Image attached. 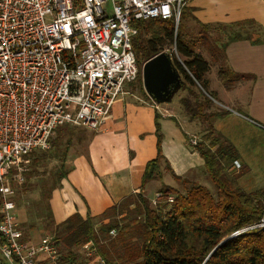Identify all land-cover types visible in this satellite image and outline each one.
Returning <instances> with one entry per match:
<instances>
[{"label": "built area", "instance_id": "built-area-1", "mask_svg": "<svg viewBox=\"0 0 264 264\" xmlns=\"http://www.w3.org/2000/svg\"><path fill=\"white\" fill-rule=\"evenodd\" d=\"M190 1L0 0V264H108L92 241L68 254L52 234L32 240L16 213L18 191L59 128L99 131L138 79L135 24L177 26Z\"/></svg>", "mask_w": 264, "mask_h": 264}, {"label": "trees", "instance_id": "trees-1", "mask_svg": "<svg viewBox=\"0 0 264 264\" xmlns=\"http://www.w3.org/2000/svg\"><path fill=\"white\" fill-rule=\"evenodd\" d=\"M189 12V7H183L178 27L174 19L136 23L139 33L133 39V49L138 63H142L140 65L173 45L184 59H174L173 63L183 76L182 86H189L194 102L183 98L180 103L190 120H198L201 124L203 135L192 149L203 158L213 189L174 174L163 155L160 116L156 115L157 156L146 165L141 189L163 178V165L164 171L173 176L177 187L164 185L157 192L162 194V198L158 199L155 207L148 197L139 193L126 197L99 217H83L75 213L60 224L54 220L49 204L50 192L46 212L40 218L44 224L47 221L45 233L52 234L53 229L52 235L64 252L70 254L92 241L108 264H264V227L241 232L264 220V190L247 193L241 188L239 179L247 172V167L242 166L235 173L233 166L239 160L238 151L213 125V120L224 116L227 111L214 110L216 97L209 92L208 79L211 66L188 40L185 23ZM202 28L206 31L211 27L203 25ZM250 37L257 39L254 43L259 42V37L253 34ZM202 38L204 44L210 46L208 52L212 56L217 51L224 59L225 44L221 49L216 48L204 33ZM241 38L237 34L230 41ZM219 77L225 86L231 87L248 75L237 74L222 64ZM35 156L31 161L34 166L40 163ZM36 173L31 168L27 174V182L22 186L25 192L31 190L28 183ZM65 174L59 175L56 187ZM171 196L173 202L168 201ZM98 224L100 227L97 229ZM112 230L117 235L116 241L103 245L102 238L110 236Z\"/></svg>", "mask_w": 264, "mask_h": 264}, {"label": "crops", "instance_id": "crops-1", "mask_svg": "<svg viewBox=\"0 0 264 264\" xmlns=\"http://www.w3.org/2000/svg\"><path fill=\"white\" fill-rule=\"evenodd\" d=\"M187 7L185 24L214 27L215 47L226 45L224 59L217 51L215 59L210 53L211 58L199 53L211 66L208 79L209 92L216 97L214 110L227 111L213 125L247 167L239 179L241 188L247 193L264 190V0H192ZM237 34L242 38L230 41ZM251 34L259 37L258 43ZM222 64L248 77L227 87L219 77ZM172 102L166 103L167 108L123 95L100 130L91 131L83 151L70 145L64 161L68 170L49 200L56 224L75 213L99 217L130 195L143 193L149 198L152 188L157 193L164 185L177 187L163 165V178L141 189L146 165L157 156L156 115L160 116L163 155L174 174L198 184L201 179L209 181L203 158L187 143L189 137H199L198 133L202 137L201 124L191 121L182 107H171Z\"/></svg>", "mask_w": 264, "mask_h": 264}, {"label": "rangeland", "instance_id": "rangeland-1", "mask_svg": "<svg viewBox=\"0 0 264 264\" xmlns=\"http://www.w3.org/2000/svg\"><path fill=\"white\" fill-rule=\"evenodd\" d=\"M193 26H190L189 28L187 25L186 32L188 35V40H191L192 43H194L196 47V52L201 53L205 56H208L209 58V52H208V45L204 44V40L202 38L203 33L207 36L208 42L211 44L214 42V33L217 31L214 27L210 28L209 32L212 33V35H208L207 31L203 30L202 27H200L196 23H191ZM207 33V34H206ZM220 34V33H219ZM228 34V33H227ZM222 41H225L226 37L225 35H222ZM173 46L166 47L163 52L169 54L172 58V61L174 62V59L180 58V61H183L184 59L181 58L177 52L176 49ZM162 52V53H163ZM214 63V62H213ZM212 63V68L217 69V66ZM139 64V69L141 76L138 77V79L127 85L124 90V96L127 98L133 99L134 102L142 103L143 101H150L153 103V101L149 98H146L143 93L146 94L143 84V78H142V69L143 65ZM181 78L183 80V76L181 75ZM147 95V94H146ZM123 96V95H122ZM183 98H189L194 102V99L190 95V89L188 85L181 86L180 89L176 92V94L173 97V102L171 103V107L175 106L176 109L181 107L180 100ZM156 105V104H155ZM169 104H162L160 106L163 107H169L167 106ZM223 110V109H222ZM198 136H191L188 139H195L198 142L201 140L200 133H198ZM91 131L82 127V126H65L59 128L51 143V148L48 151L45 152H38L36 153V158L39 159L40 163H37L36 166L31 165L32 169H35L37 171L36 175L29 181L28 185L31 186V190H28L27 192L24 191V189H20L17 203H18V209L16 210V213L18 215L19 221L21 222L22 226L26 230V233L29 235V237L32 240H40L42 239L45 234L44 229L46 228V223L44 224L43 218L41 219L40 216H43L46 212V205L48 204V197L50 192L53 190L54 187L58 184V178L59 175L62 172H65L68 170V168L65 166L66 164L63 162L65 161L64 155L66 154V151H68L70 145L75 147V150L83 151L85 149V145L87 141H90ZM187 139V143L190 147H193L194 145ZM198 144V143H197ZM241 164V162H240ZM242 168V166H241ZM240 168V169H241ZM240 169L236 168L235 165L233 166V170H236L235 173L237 174ZM232 172V169H230V173ZM168 173V172H167ZM168 178H170L168 176ZM198 180V179H197ZM204 180V179H203ZM197 181L200 184H203V186H207L210 189L212 188V185L209 181L204 180L203 181ZM171 181V180H169ZM181 189V185H178ZM156 190L154 188L149 191L148 196L150 198V203L153 207H155L158 204L159 200H154L157 193H155ZM161 201V200H160ZM133 209V207H131ZM96 222H99L96 221ZM258 226L262 227L261 224H258L256 228H259ZM97 229L100 227L99 224L96 226ZM252 227V226H251ZM248 227V228H251ZM256 228H251L245 231L243 229L242 231H250L254 230ZM52 234L53 229L51 230ZM239 234L241 232H238ZM110 235V234H109ZM117 235L115 236H107L102 238V244L108 245L111 241H116ZM136 241V240H135ZM137 242V241H136Z\"/></svg>", "mask_w": 264, "mask_h": 264}, {"label": "water", "instance_id": "water-1", "mask_svg": "<svg viewBox=\"0 0 264 264\" xmlns=\"http://www.w3.org/2000/svg\"><path fill=\"white\" fill-rule=\"evenodd\" d=\"M142 78L145 92L156 104L170 103L183 83L171 56L165 52L144 63Z\"/></svg>", "mask_w": 264, "mask_h": 264}]
</instances>
